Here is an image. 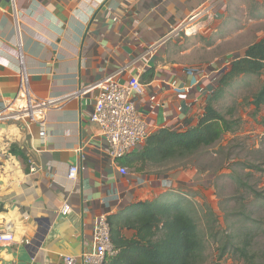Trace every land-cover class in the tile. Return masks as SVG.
I'll return each mask as SVG.
<instances>
[{"label": "crops", "instance_id": "1", "mask_svg": "<svg viewBox=\"0 0 264 264\" xmlns=\"http://www.w3.org/2000/svg\"><path fill=\"white\" fill-rule=\"evenodd\" d=\"M246 1L0 0V112L24 105L22 72L38 99L92 89L47 111L43 138L38 123L0 121V233L8 228L13 236L12 243H0V264H67L65 258L80 264L78 257L92 249L98 216L171 188L183 194L180 185L189 190L201 181L190 168L147 166L138 173L120 164L127 156L115 164L89 115L105 78L125 85L137 77L144 93L133 101L150 135L196 126L221 69L264 36L254 30L257 39L226 59L229 41L237 46L247 39L244 25L231 23L233 6L242 12ZM80 144H87L83 168L72 182L68 167L80 162Z\"/></svg>", "mask_w": 264, "mask_h": 264}, {"label": "rangeland", "instance_id": "2", "mask_svg": "<svg viewBox=\"0 0 264 264\" xmlns=\"http://www.w3.org/2000/svg\"><path fill=\"white\" fill-rule=\"evenodd\" d=\"M246 5L242 12L232 8L231 23L235 28L244 25L247 39L237 46L233 40L228 42L226 49L232 53L226 58L229 63L237 55L233 52L257 39L255 31L258 37L264 34V22H258L264 18V0H247ZM263 82L264 73L235 79L215 104L233 131L193 157L163 167L165 171L190 168L200 176L201 181L191 189L179 188L185 191L182 195L192 203L197 216V228L205 243L203 264H243L238 256H232V249L240 246V234L245 230L254 234L251 251L258 255L255 263L264 264V105L256 110L251 104ZM228 240L231 245L221 254Z\"/></svg>", "mask_w": 264, "mask_h": 264}, {"label": "trees", "instance_id": "3", "mask_svg": "<svg viewBox=\"0 0 264 264\" xmlns=\"http://www.w3.org/2000/svg\"><path fill=\"white\" fill-rule=\"evenodd\" d=\"M264 73V36L248 46L220 75L196 126L184 131L160 129L152 133L142 148L120 161L138 173L148 167H164L185 161L201 149L215 145L233 131L232 124L215 108L231 83L244 76L260 77ZM257 110L264 105V82L252 96ZM0 203V213L3 212ZM110 238L116 254L104 264H203L205 243L197 228V216L186 196L170 189L155 198L130 204L107 217ZM240 246L232 249L243 264H256L258 255L251 251L249 230L241 234ZM231 240L225 242L221 254Z\"/></svg>", "mask_w": 264, "mask_h": 264}, {"label": "built area", "instance_id": "4", "mask_svg": "<svg viewBox=\"0 0 264 264\" xmlns=\"http://www.w3.org/2000/svg\"><path fill=\"white\" fill-rule=\"evenodd\" d=\"M194 18L191 17L190 21ZM17 33L19 35L18 28ZM17 48L21 49L20 41ZM96 88L99 93L90 112L89 123L98 128L99 134L97 137L103 143V151L116 164L118 160L139 149L150 136V126L146 118L137 112L133 101L134 97L141 96L144 93V86L137 77H131L125 85H120L115 76H109ZM91 90V88H83L69 95L38 99L30 94L27 77L22 72L20 74V95L24 100V105L18 110L5 109L0 112V121L23 122L26 127L28 123H38L41 127L39 137L43 138L45 136L43 123L47 111L63 105L72 98L85 97ZM86 145L80 144L76 149L80 162L71 164L68 167L67 179L69 181H76L83 168V152ZM117 167L121 175H127L124 167ZM30 171H34V168L31 167ZM169 187H171V184H169ZM69 211L70 208L64 205L61 213L65 215ZM12 242V233L8 228H5L0 233V243ZM91 242L92 249L83 252L78 257L80 264H104L106 259L116 254L105 215H100L95 219ZM21 243L24 245L29 244L27 240H23ZM75 261V258H65L67 264H74Z\"/></svg>", "mask_w": 264, "mask_h": 264}]
</instances>
